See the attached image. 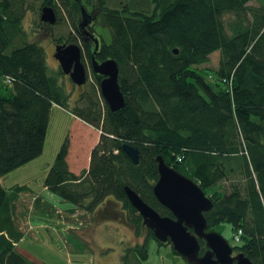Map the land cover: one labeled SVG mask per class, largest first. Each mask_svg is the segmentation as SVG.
Instances as JSON below:
<instances>
[{
	"label": "trees",
	"instance_id": "trees-1",
	"mask_svg": "<svg viewBox=\"0 0 264 264\" xmlns=\"http://www.w3.org/2000/svg\"><path fill=\"white\" fill-rule=\"evenodd\" d=\"M55 1L42 0L38 10L48 4L59 20ZM57 1L74 30L80 6L107 29L109 41L100 37L94 56L116 62L123 106L108 110L93 74L70 105L57 78L62 72L47 74L43 47L27 42L21 28L32 3L0 0V178L40 155L55 104L98 130V139L87 168L75 174L65 160V137L42 187L70 203L65 212H92L108 197L119 203L126 224L142 241L123 246L118 264L145 260L149 239L165 245L142 225L123 191L129 187L159 215L171 216L151 192L156 156L210 199L212 206L203 213L206 230L222 222L230 225L231 235L239 229L234 252L264 264V0H254L256 5H248L250 0ZM53 40L76 42L71 35ZM80 42L88 61L87 45ZM214 52L216 67H202ZM121 144L138 149L136 164ZM13 196L0 183V264H37L13 243L22 238L10 221ZM108 216L101 218L112 220Z\"/></svg>",
	"mask_w": 264,
	"mask_h": 264
},
{
	"label": "rangeland",
	"instance_id": "rangeland-1",
	"mask_svg": "<svg viewBox=\"0 0 264 264\" xmlns=\"http://www.w3.org/2000/svg\"><path fill=\"white\" fill-rule=\"evenodd\" d=\"M41 1L28 0L32 4L24 12L20 20L21 28L26 33L27 42L39 43L43 47L47 74H57L60 69L51 54L53 53V39L60 38V40H65L68 35H71L75 37L76 42H80V37L77 28L74 30L70 27L57 0L54 1L59 7L60 19L56 20L52 25L40 22L38 19V8ZM247 4L256 5L254 0H250ZM114 5L111 3L108 6L113 7ZM86 10L91 13L89 8H86ZM226 17L229 18V16ZM93 32L98 38H104L105 42L109 41L107 29L98 25L97 22L93 23ZM89 42V47H92L91 41ZM83 59L87 64L88 61L84 55ZM216 63L217 52H214L209 56L208 62L202 67L214 69ZM57 75L61 86L68 95L70 105L78 97L83 86L86 87L92 80V74L88 67L86 81L84 85L79 87L75 86L67 75L63 73ZM58 116L54 119L52 116L47 124L43 151L30 162L28 161V163L24 164L26 166L19 172L25 175L16 177L17 172H13L16 171L14 169L2 177L3 187L8 195L12 196V193H14L9 202V207L13 205V209L9 212L10 221L14 226L13 228L22 235V238L17 243L13 242L15 243V248L27 259L37 264H118L123 246L133 245L134 242L140 243L142 241V236H135L133 230L131 231L130 228L122 225L127 223L125 215L122 213L123 211L125 214V211L123 209L121 211V207L118 204L106 203V206L104 205L105 210H99L91 217V213L85 212L80 208L65 212L63 209L71 206L69 202L62 201V199L52 193L41 192L40 190L44 174L52 163L60 144L65 139L66 133H68L67 128H70L67 115L59 114ZM71 129L74 130V134L70 136L71 131L68 133L70 146L74 147L78 153H81L84 143L80 144V142L85 140L86 132L81 130L80 124L74 125ZM57 144L59 145L57 146ZM79 164H83L82 157H80ZM14 185L26 186L27 189H22L27 190L28 193H24L21 188H17L16 192H12L11 190L14 189L12 186ZM31 192L34 194H31ZM35 194H38V199L44 200L43 204L47 207L43 213L45 220L35 216L37 211L34 208L38 207V205L35 206ZM105 215H109L108 217L112 220L100 222L102 220L101 217ZM214 230L220 232L231 244V228L228 223L222 222L215 226ZM140 264L187 263L179 255L173 253L169 245H157L153 239H149L147 258L142 260Z\"/></svg>",
	"mask_w": 264,
	"mask_h": 264
},
{
	"label": "water",
	"instance_id": "water-1",
	"mask_svg": "<svg viewBox=\"0 0 264 264\" xmlns=\"http://www.w3.org/2000/svg\"><path fill=\"white\" fill-rule=\"evenodd\" d=\"M79 12V32L81 35H91L85 28L89 27L88 24L93 19L91 13L82 6L79 7ZM38 18L40 22L52 25L56 21V14L50 5L43 4ZM93 42L88 67L91 74L99 79L98 92L102 101L109 111L114 112L123 106V95L118 84V67L112 58L97 61L93 56L98 47L97 39L93 38ZM52 57L60 71L68 75L74 85L82 86L85 83L86 66L81 61V48L78 43L56 44ZM120 147L132 163L138 162L139 151L136 147L128 144H121ZM155 162L157 178L152 184L151 192L171 216L159 215L132 189L127 186L123 188L130 206L140 216L142 225L151 231L154 239L169 245L187 264H252L242 252L234 253L233 246L220 233L206 230L203 213L211 208L212 203L199 185L165 164L160 156L155 157ZM198 240L203 242L201 252Z\"/></svg>",
	"mask_w": 264,
	"mask_h": 264
},
{
	"label": "crops",
	"instance_id": "crops-1",
	"mask_svg": "<svg viewBox=\"0 0 264 264\" xmlns=\"http://www.w3.org/2000/svg\"><path fill=\"white\" fill-rule=\"evenodd\" d=\"M52 111H53V113H52ZM59 114H66L67 115L68 122L70 124V128H67V131H68V133L71 131V135L70 136H73V134H74V130L71 129V128H73V126L74 125L76 126L77 124H80L81 130H85V132H86V138H85V140L80 142V144H83L84 143L83 149H82V152L81 153H78L77 151H75V148L74 147L72 148L70 146V142H69V138H68L69 137V134L66 133V139L68 138V147H67V154H66L65 160H66L68 169L71 172H73L75 174H78L81 170L87 168L88 159H89V152H90L91 148L94 146V144L97 142V139H98V130H96L93 127L89 126L88 124H86L85 122H83L82 120H80L79 118L73 116L68 111L64 110L63 108H61V107H59V106H57L55 104H52V106L50 108L48 122L52 118V116H53V119H54L55 117H59L58 116ZM46 132H47V130H46ZM43 144H44V142H43ZM58 145L59 144H57V146ZM42 149H43V146H42ZM85 149H86V151H84ZM80 157H82V161H83V164L82 165L79 164ZM25 166L26 165L20 166V167H18V168L15 169L16 171H13V172H17L16 175H15L16 177H21V176H24L25 175L24 173H21V174L19 173V172L22 171V168H24ZM0 183L2 184V177L0 178ZM2 186H3V184H2ZM12 187H20L21 189L22 188L27 189L26 186H22V185H14ZM40 190H41V192H43V191L47 192V190L44 187H42V186H41V189ZM19 193H21V192H19ZM31 194H34V193L31 192ZM36 195H38V194H36ZM43 201L44 200L40 199V201H39L40 202L39 203V208H34L37 211V212H35V216H37V218H39V219L42 218L41 220H45L44 217H43V213H44V211L47 208L46 205L43 204ZM106 203H111L113 205L114 204H118L119 205V203L117 201L113 200L111 197H108V198H106L104 200L103 203H100L99 205H97V207H95V209L92 212H89V213H91V217L94 216V213H96L97 211L102 210V209L105 210L104 209V205ZM119 207H120V205H119ZM121 211H122V209H121ZM122 213H123V215H125L123 211H122ZM100 221H109V220H106L105 219V220H100ZM122 225L124 227H126V228H130L131 231H132V228L131 227H128V225L126 223H123ZM82 239H85V238H82ZM135 243H137V242H134L133 244H135Z\"/></svg>",
	"mask_w": 264,
	"mask_h": 264
},
{
	"label": "flooded vegetation",
	"instance_id": "flooded-vegetation-1",
	"mask_svg": "<svg viewBox=\"0 0 264 264\" xmlns=\"http://www.w3.org/2000/svg\"><path fill=\"white\" fill-rule=\"evenodd\" d=\"M92 17H93V19L90 21V23L88 24L89 25V27L88 26H86L85 28L90 32V33H92L91 35H92V37L93 38H96L97 39V45H99L100 44V40H99V38H98V36H96L95 35V33L93 32V23L95 22V15L93 14L92 15ZM83 32V31H82ZM80 33V32H79ZM91 35H86V34H84V33H82V35H81V33H80V38L86 43V45H87V48H88V55H87V58H88V61H89V57H90V55H91V53H92V51H93V47H94V42H93V38L91 37ZM89 41H91V43H92V47H89V45H90V42ZM53 50H54V46L56 45V44H60V42H55L54 40H53ZM63 43H65V42H63ZM75 43H78L79 45H80V48H81V61L84 63V65L86 66V77H87V67H88V63L86 64L85 63V61H84V59H83V55H84V50H83V46H82V44L80 43V42H75ZM52 54V53H51ZM95 55V53L93 54V56ZM85 56V55H84ZM85 58H86V56H85ZM94 58H95V56H94ZM96 59V58H95ZM97 60V59H96ZM97 61H101V60H97ZM89 68V67H88ZM90 70V69H89ZM67 77H68V75H67ZM69 78V77H68ZM70 80V79H69ZM84 85V84H83ZM76 86V85H75ZM79 87V86H78Z\"/></svg>",
	"mask_w": 264,
	"mask_h": 264
},
{
	"label": "built area",
	"instance_id": "built-area-1",
	"mask_svg": "<svg viewBox=\"0 0 264 264\" xmlns=\"http://www.w3.org/2000/svg\"><path fill=\"white\" fill-rule=\"evenodd\" d=\"M5 81L8 82L9 79L6 77V78H5ZM221 81H222V82H225L226 80H225V79H222ZM240 233H241V231L238 229V230H236V232H234V233L231 235V244H230L231 246L235 245V243L238 242Z\"/></svg>",
	"mask_w": 264,
	"mask_h": 264
}]
</instances>
